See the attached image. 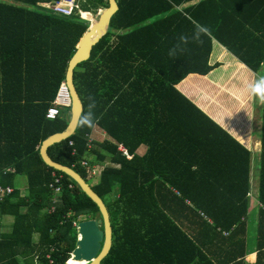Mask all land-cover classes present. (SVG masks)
I'll return each mask as SVG.
<instances>
[{
    "label": "trees",
    "instance_id": "obj_1",
    "mask_svg": "<svg viewBox=\"0 0 264 264\" xmlns=\"http://www.w3.org/2000/svg\"><path fill=\"white\" fill-rule=\"evenodd\" d=\"M56 1L0 0V184L13 188L0 203V217H12L10 229L0 231V264H66L76 224L100 216L78 185L39 155L41 143L68 126L71 107L54 119L47 112L90 25L76 11L64 17L42 6ZM191 1L116 0L107 34L73 69L84 111L76 133L48 153L106 206L112 244L100 264H243L251 154L177 86L221 66L211 62L216 44L257 72L264 64V0L183 7ZM77 2L94 14L108 5ZM259 115L251 218L255 262L264 264V101ZM94 126L108 139L90 140ZM96 161L107 165L94 180ZM18 175L26 178L23 193L13 186ZM57 177L63 190L53 210ZM208 241L218 260L205 256Z\"/></svg>",
    "mask_w": 264,
    "mask_h": 264
},
{
    "label": "crops",
    "instance_id": "obj_2",
    "mask_svg": "<svg viewBox=\"0 0 264 264\" xmlns=\"http://www.w3.org/2000/svg\"><path fill=\"white\" fill-rule=\"evenodd\" d=\"M197 1L199 0L188 2L184 4L183 7ZM211 62H219L221 66L205 77L189 75L187 79L177 86V88L205 114L212 117L225 128L233 138L251 154L250 185L246 216L248 224L245 240L246 251L243 264H256V250L254 247L256 242V238L254 237L256 225L251 217L257 208V202L255 201L256 161L260 148V139L257 129L258 124L260 125V122L258 123L260 115L258 114L259 111L257 113L254 110L255 106H253V103L255 98L260 101L258 106H260L262 102L264 77H261V73L259 72L264 68V64L257 72L253 73L217 44L214 45ZM257 81H260V83L256 84ZM237 103L241 108H239ZM236 106L239 108L237 111L236 109L238 108H235ZM92 139L96 140V142H101L108 139V136L101 128L94 126L90 134V140ZM105 165H107V163H105ZM99 172L100 171H98V175ZM198 213L200 215V212ZM251 219L252 221L249 222ZM207 223L210 224L211 222L207 221ZM205 247L208 249L205 256L210 258V260L213 258L218 260L214 255L213 257L209 256L216 254L215 245L213 246L211 242L208 241ZM213 264L215 263L213 262Z\"/></svg>",
    "mask_w": 264,
    "mask_h": 264
},
{
    "label": "water",
    "instance_id": "obj_3",
    "mask_svg": "<svg viewBox=\"0 0 264 264\" xmlns=\"http://www.w3.org/2000/svg\"><path fill=\"white\" fill-rule=\"evenodd\" d=\"M107 2V7L100 10L96 17L90 19L87 31L79 40L75 53L68 61L64 80L71 97L68 126L63 131L49 135L39 148V155L43 163L70 177L98 209L100 215L98 218L79 221L76 226L77 239L69 260L80 264H100L108 255L112 244V228L109 214L105 204L91 189L90 185L73 168L55 162L50 157L48 150L50 147L69 139L70 136L76 133L78 128L84 105L73 81V69L78 63L89 59L92 47L107 34L111 16L117 9L116 0H107Z\"/></svg>",
    "mask_w": 264,
    "mask_h": 264
},
{
    "label": "built area",
    "instance_id": "obj_4",
    "mask_svg": "<svg viewBox=\"0 0 264 264\" xmlns=\"http://www.w3.org/2000/svg\"><path fill=\"white\" fill-rule=\"evenodd\" d=\"M42 6H46L48 7L52 13L56 14V15H60V16H64V17H70L74 14V12L76 11L80 17V19L82 20H88L90 23V19L91 18H84V14L88 13L91 14L92 17H94L92 15V13L90 12H83L79 9V4L77 2V0H58L56 1L54 4L49 5V4H43ZM100 10V9H99ZM61 94H66L67 98L69 99V102L67 103L66 97L64 95ZM53 106H51L47 112V117L50 119H54L57 116H59V114L61 113V109L64 107H70L71 106V97L69 95V91L67 90V86L65 84V81L61 82L57 91V94L52 102ZM73 145V142H70V146ZM118 151L124 155L126 158H130V156L128 155L126 149L122 146V145H118ZM76 153V150L73 151V154ZM82 165H86V162L83 161ZM12 171L11 169H5L3 171V174L6 172H10ZM61 177H57L55 178V184H52V189L54 190V201H53V207L52 209L54 210V205H56V203L59 201L60 199V195L62 193L63 187L61 185ZM72 187V185H70V188ZM11 192H13V188L10 186H3L0 184V203L3 201V199L10 194ZM51 209V210H52ZM200 215L203 218H206L202 213H200ZM209 221V220H207ZM74 224H76L74 222ZM77 225V224H76ZM223 236H227L229 235V232H222ZM67 263V262H66Z\"/></svg>",
    "mask_w": 264,
    "mask_h": 264
},
{
    "label": "rangeland",
    "instance_id": "obj_5",
    "mask_svg": "<svg viewBox=\"0 0 264 264\" xmlns=\"http://www.w3.org/2000/svg\"><path fill=\"white\" fill-rule=\"evenodd\" d=\"M99 11V10H98ZM92 15L94 17H96L97 13L94 14L92 13ZM85 18V17H84ZM259 73H261V77H264V68L262 69V71H260ZM260 83V81H257L256 84ZM231 102V101H230ZM233 103V102H232ZM238 104V103H237ZM260 104V101L257 100V98H255V101L253 103V106H255L254 110L258 113L259 111V105ZM239 106V104H238ZM235 108H238L237 106ZM239 108H241L239 106ZM236 109L237 110H239ZM259 114V113H258ZM260 122V120H258V123ZM259 124H258V129H257V133H258V136L260 134V129H259ZM97 139V138H96ZM93 140V139H92ZM94 142H96V140H93ZM146 150V147L145 146H141L138 150H137V154L139 155H142L144 154V151ZM107 163V162H106ZM105 163H99L98 161H96L95 163V169H94V180L96 179L97 175H98V171H100V169L102 168V166H104ZM13 186L19 190H21V192L23 193L26 189V178L23 176V175H18L15 177L14 181H13ZM12 222V217L9 216V215H5V216H2L0 217V231H8L10 229V224ZM68 262V261H67ZM70 264H79L78 262H74L73 260L70 261Z\"/></svg>",
    "mask_w": 264,
    "mask_h": 264
},
{
    "label": "bare ground",
    "instance_id": "obj_6",
    "mask_svg": "<svg viewBox=\"0 0 264 264\" xmlns=\"http://www.w3.org/2000/svg\"><path fill=\"white\" fill-rule=\"evenodd\" d=\"M100 10H102V9H100ZM100 12V11H99ZM61 95H64L65 97H66V100L65 101H67V103L69 102V99L67 98V95L66 94H61ZM70 261V260H69ZM69 261H68V264H69Z\"/></svg>",
    "mask_w": 264,
    "mask_h": 264
},
{
    "label": "clouds",
    "instance_id": "obj_7",
    "mask_svg": "<svg viewBox=\"0 0 264 264\" xmlns=\"http://www.w3.org/2000/svg\"><path fill=\"white\" fill-rule=\"evenodd\" d=\"M262 101H264V98H262Z\"/></svg>",
    "mask_w": 264,
    "mask_h": 264
},
{
    "label": "flooded vegetation",
    "instance_id": "obj_8",
    "mask_svg": "<svg viewBox=\"0 0 264 264\" xmlns=\"http://www.w3.org/2000/svg\"><path fill=\"white\" fill-rule=\"evenodd\" d=\"M102 228V227H101Z\"/></svg>",
    "mask_w": 264,
    "mask_h": 264
}]
</instances>
